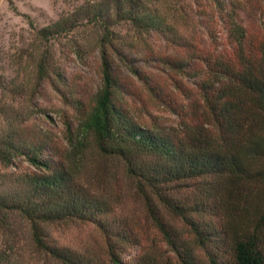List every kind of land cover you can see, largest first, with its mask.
<instances>
[{
    "label": "trees",
    "instance_id": "1",
    "mask_svg": "<svg viewBox=\"0 0 264 264\" xmlns=\"http://www.w3.org/2000/svg\"><path fill=\"white\" fill-rule=\"evenodd\" d=\"M212 1L226 30L224 43L210 30V47L180 58L155 57L197 84L203 110L196 117L205 123L184 122L182 135L153 126L121 98L122 85L109 55L110 49L118 51L117 28L124 24L177 44L179 29L161 9L144 0H97L37 33L50 42L84 27L101 32L102 85L91 105L80 93L58 90L82 118L78 138L92 136L100 155L121 164L175 264H264V28L252 35L240 19L242 12L257 9L254 0ZM118 52L130 68L135 64L129 53ZM45 61L46 56L39 74L52 80ZM131 70L159 104L189 117L186 106L159 84L150 83L141 70ZM57 76L64 85L62 75ZM0 160L5 167L0 172V212L26 219L47 256L60 264H103L52 244L43 231L44 225L77 223L101 234L109 264H151L150 257L140 261L135 254L142 248L137 228L70 170L51 141L2 129ZM0 264L16 263L0 251Z\"/></svg>",
    "mask_w": 264,
    "mask_h": 264
},
{
    "label": "rangeland",
    "instance_id": "2",
    "mask_svg": "<svg viewBox=\"0 0 264 264\" xmlns=\"http://www.w3.org/2000/svg\"><path fill=\"white\" fill-rule=\"evenodd\" d=\"M94 1L97 0H12L10 4L8 0H0V130L10 128L51 141L66 156L70 170L137 228L142 236V248L135 254L138 253L140 261L150 257L151 264H175L168 246L147 220L143 203L121 164L100 155L92 136L80 144L78 118H82L58 90L60 87L71 94L80 93L88 107L91 105L102 85L101 32L84 27L50 42L40 39L37 33ZM144 1L161 9L179 29L177 44L165 41L156 33L140 34L124 24L117 28V50L136 59L131 68L144 72L150 83L159 84L174 100L186 106L189 117L181 118L159 104L118 51L110 49V60L122 85L121 98L153 126L182 135L184 122L205 123L196 117V111L203 110L198 101L197 84L181 70L171 71L155 57L180 58L195 49L210 47V30L224 43L226 30L212 0ZM253 3L257 9L242 12L240 19L256 35L264 28V2L254 0ZM45 56L52 80L39 74L40 62ZM58 74L62 75L64 85ZM23 167L34 170L28 163H23ZM4 171L0 160V172ZM174 223L188 239V231L180 222ZM43 231L52 244L72 248L98 263L109 264L107 246L95 228L64 223L44 225ZM0 251H5L16 264H60L37 246L30 224L20 214L0 212Z\"/></svg>",
    "mask_w": 264,
    "mask_h": 264
}]
</instances>
